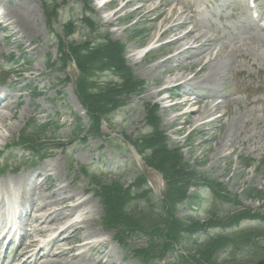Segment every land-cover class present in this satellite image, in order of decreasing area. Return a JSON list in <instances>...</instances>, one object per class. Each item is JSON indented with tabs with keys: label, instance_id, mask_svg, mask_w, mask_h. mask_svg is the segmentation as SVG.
Wrapping results in <instances>:
<instances>
[{
	"label": "rangeland",
	"instance_id": "1",
	"mask_svg": "<svg viewBox=\"0 0 264 264\" xmlns=\"http://www.w3.org/2000/svg\"><path fill=\"white\" fill-rule=\"evenodd\" d=\"M102 1L92 0L91 5L96 11L93 18L96 27L103 32V36L109 32L112 39L127 41L130 33L136 29L146 33L143 40L128 42L126 55L135 76L145 79L148 84L141 95L130 97L115 112L110 125L104 123V130L112 133L114 144L107 142L104 137L91 136L83 140L72 136L70 126L76 121V115L87 124L74 84L66 80L67 75L73 79L77 77V69L73 64L64 71L58 69V65L55 68L50 66L59 55L56 32L62 33L64 24L70 20H75L77 24L84 8L90 6L89 0H49L50 4H61L55 24L47 20L41 0L1 1L0 89L11 93L15 108L13 117L5 123L12 128L2 127L0 123V168L5 166L0 175V190L7 186L26 194L22 198L26 202L24 220L30 209L29 195L36 197L41 192L37 203L53 201L54 205L60 195L82 192L83 198L90 203L85 209H78L73 217L80 219L88 208L94 209L91 228L96 233L90 240H106V251H111L109 260L113 264H146L135 258L132 252L125 251L115 240L113 233L104 228L103 204L94 191L95 187L89 182L91 177L84 176H92L93 173L97 174V178L120 179L127 185L133 183L144 168L134 148L126 143L122 135L124 133L138 137L147 133L146 102H158L161 106L159 113L162 116V126L169 134L171 143L182 147L186 158L191 162L196 160L200 172L224 183L231 193L239 194L245 206L263 211L262 202L245 198L244 190L247 187L264 190V169L258 168L260 160L264 159V18L256 20L254 16L257 13H252L246 0H168L169 5L155 10L153 8L161 0H149L139 12L136 8L146 0H135L123 10L120 8L127 0H104L111 1L104 7L101 6ZM258 5L259 11H264V0H258ZM185 8L188 9L185 16L194 15L196 35L212 39L206 41L204 57L192 67L188 62L193 59L186 55L173 58L177 48L172 41L178 31L169 30L168 34L160 36L170 26L182 21L178 16ZM14 9L18 12L24 10L31 15L30 27L18 30L14 25H9L7 29H3L6 25L3 20L7 19L4 18V12ZM108 18L112 21H108ZM192 25L193 23L188 24L180 32H185ZM74 38L77 41L97 40L99 34L80 26ZM186 42L188 40L184 43ZM149 44L151 52L136 63L131 60L132 56L128 57L132 50L139 52ZM11 60L17 62L15 66L11 65ZM213 64L216 67L211 69ZM202 67L205 72L199 73L192 85L182 79L178 80L183 73L192 77ZM11 86L14 87L13 91ZM195 108H200V113L211 108V114H205L195 121L196 117L190 115V111ZM33 120L37 124L58 120L42 136L43 139H51L52 147L46 151L48 157L44 160H37L28 152L9 148L16 146L19 135ZM245 157L253 160L251 166H243ZM55 161L59 163L58 172L52 171L46 176L43 168ZM82 166L90 168L88 175L81 173ZM146 174L149 185L154 186L157 194L161 195L165 188L161 175L149 169ZM56 186L61 188L58 196L47 198ZM199 190L200 195L203 193L201 196L204 202L198 204L197 210L194 207L191 210L187 204L181 205L178 216L185 217L191 213L205 218L206 208L216 209L221 214L219 212L235 207L204 188ZM18 200L12 203L18 206L20 198ZM250 228L262 229L264 221H244L239 229ZM82 235L83 231L79 236ZM199 235L204 233L200 232ZM37 238L41 241L48 238V235ZM128 244L131 249L146 247L148 238L142 234H134L130 236ZM181 248L187 251L190 247L183 243ZM17 249V241L9 246L4 244L0 258L5 252L7 260H11ZM100 249L102 246L87 253L92 260H98L103 256L98 252ZM172 255L179 254L173 252L163 259L156 258L150 264H178ZM255 262L264 264L263 256L258 257ZM16 264H22V260Z\"/></svg>",
	"mask_w": 264,
	"mask_h": 264
},
{
	"label": "trees",
	"instance_id": "2",
	"mask_svg": "<svg viewBox=\"0 0 264 264\" xmlns=\"http://www.w3.org/2000/svg\"><path fill=\"white\" fill-rule=\"evenodd\" d=\"M42 1L48 20H55L59 6L50 4L48 0ZM82 21L92 28L95 25L87 16ZM76 27L70 21L64 25V36L57 34L60 56L54 64L60 63L64 70L73 60L78 67L75 90L87 112L88 127L82 124L81 118L76 117L74 136H104L103 120L110 123L112 115L125 105L130 95L144 90L145 81L134 76L132 68L127 65L123 42L108 37L95 42H77L71 38ZM103 75L108 78L103 79ZM111 75L115 78H110ZM147 108L146 123L150 126V132L137 138L125 137L147 165L163 175L165 190L157 197L148 186L144 173H139L135 182L128 186L118 180L101 182L92 178L97 186L96 192L104 204L105 227L114 229L124 246L129 245L126 243L131 235L142 234L147 237L146 247L132 249L134 256L145 263H151L156 258L163 259L167 254L176 252L179 255H172V258L179 264H252L254 257L264 255L263 241L259 240L264 237V229H232L243 221L264 220V217L251 208L244 207L238 195L227 191L222 182L197 172L178 148L170 146L168 136L161 129L158 105L147 104ZM48 127L49 123L32 130L29 136L22 138V145L40 154L44 143L40 144L42 141L39 135ZM87 173L88 170H85V174ZM192 186L206 188L218 199L234 204L235 207L221 215L216 210H210L204 221L190 216L179 217L177 212L181 205L186 203L198 206L203 203V200H198V191H190ZM245 193L249 198L264 199L262 190L252 188ZM223 227H228L231 231L213 232L214 228ZM203 230L207 231L204 238L199 235ZM183 243L190 247L187 251L181 248Z\"/></svg>",
	"mask_w": 264,
	"mask_h": 264
},
{
	"label": "bare ground",
	"instance_id": "3",
	"mask_svg": "<svg viewBox=\"0 0 264 264\" xmlns=\"http://www.w3.org/2000/svg\"><path fill=\"white\" fill-rule=\"evenodd\" d=\"M2 0H0L1 3ZM135 0H127V2L120 8L123 10L127 5L133 3ZM139 5L136 11H142L146 5V2ZM181 1V0H180ZM168 0H161L158 6L153 9H157L160 6L169 5ZM16 10V11H15ZM173 11V8H172ZM188 12L185 8L181 11L178 17H184ZM27 12L17 9L14 11L4 12L3 20L6 25L3 29H7L9 25H14L18 30H23L24 27L31 26V19ZM261 19L264 17V12L262 11L259 15ZM186 21L178 22L163 33V36L167 31H178V37L173 42L177 48V53L173 56L174 59L178 58L179 55H186L189 59H193L188 62V65L192 67L198 60L203 58V54L206 49V41H211L212 39L205 38L202 35L197 36L195 25H194V15L185 16ZM112 21L111 18L107 19ZM164 20H167L165 18ZM193 23L192 27L184 33H180V29L188 25V23ZM204 38L206 40H204ZM186 40L188 42L184 43ZM132 60L135 61L140 58L139 52H134L132 50L131 54ZM216 56V55H215ZM196 57V58H194ZM215 64L212 68H215ZM204 67L200 68L192 77L185 75L184 73L178 77V80L182 79L188 85H192L195 78L198 77L199 73ZM200 102V101H197ZM15 105L9 96L0 97V123L2 127H10V124H5L6 120L13 117V109ZM3 109H7L3 110ZM205 114H211V108H207L202 113H200V108H195L190 111V115L195 116V121L200 120L205 116ZM1 126V125H0ZM59 163H51L46 165L43 170L46 176L49 172H58ZM37 176V175H36ZM60 187H55L52 192H49L47 198H52L53 196H58L60 192ZM82 192L78 194H67L60 195L53 205V201L43 204L37 203L41 192L37 194L38 196L29 195L31 200L30 209L26 220H20L19 226L24 227V240L18 247L15 255L11 260L4 258L0 264H16L18 261L22 260V264H113L111 257V251H106L107 242L104 238L90 240V238L96 233L92 228L94 221V209L92 207L88 208L85 215L74 220V215L77 213L78 209L86 207L90 201L83 198ZM26 194L19 192L18 190H12L7 186L0 190V227H6L7 222L4 214L6 212H12L15 209V205L12 203L18 201L20 198L19 209H24L26 207V202L22 199ZM45 197H43L44 199ZM85 209V208H84ZM83 231V235L79 234ZM47 236L48 239L43 241L37 236ZM25 240L28 242H25ZM42 242V244H40ZM68 245V246H66ZM99 246L102 249L98 250L103 256L98 260H92L91 255L87 253L89 250H96Z\"/></svg>",
	"mask_w": 264,
	"mask_h": 264
}]
</instances>
